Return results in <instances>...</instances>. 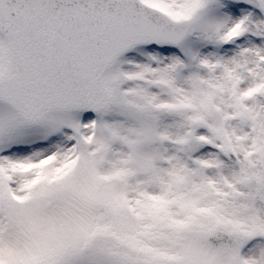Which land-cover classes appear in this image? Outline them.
Masks as SVG:
<instances>
[{
	"label": "snow or ice",
	"instance_id": "6c2138e0",
	"mask_svg": "<svg viewBox=\"0 0 264 264\" xmlns=\"http://www.w3.org/2000/svg\"><path fill=\"white\" fill-rule=\"evenodd\" d=\"M0 264H264V0H0Z\"/></svg>",
	"mask_w": 264,
	"mask_h": 264
}]
</instances>
